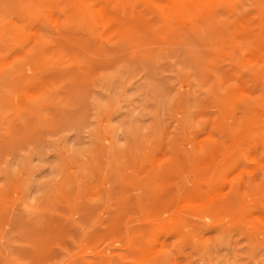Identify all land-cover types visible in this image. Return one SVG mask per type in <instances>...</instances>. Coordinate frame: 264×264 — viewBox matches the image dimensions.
<instances>
[{
    "label": "rangeland",
    "instance_id": "rangeland-1",
    "mask_svg": "<svg viewBox=\"0 0 264 264\" xmlns=\"http://www.w3.org/2000/svg\"><path fill=\"white\" fill-rule=\"evenodd\" d=\"M0 264H264V0H0Z\"/></svg>",
    "mask_w": 264,
    "mask_h": 264
},
{
    "label": "bare ground",
    "instance_id": "bare-ground-1",
    "mask_svg": "<svg viewBox=\"0 0 264 264\" xmlns=\"http://www.w3.org/2000/svg\"><path fill=\"white\" fill-rule=\"evenodd\" d=\"M95 11H96V10H95ZM102 36H103V35H102ZM259 169H260V168H259ZM256 173H257V172H256ZM256 173H255V174H256ZM259 174H260V172H259ZM230 190H231V189H230ZM226 197H227V196H226Z\"/></svg>",
    "mask_w": 264,
    "mask_h": 264
}]
</instances>
